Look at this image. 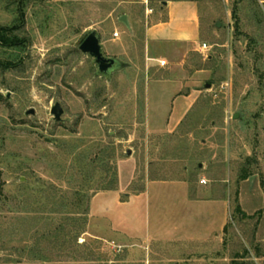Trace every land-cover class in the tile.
<instances>
[{"label": "rangeland", "instance_id": "rangeland-1", "mask_svg": "<svg viewBox=\"0 0 264 264\" xmlns=\"http://www.w3.org/2000/svg\"><path fill=\"white\" fill-rule=\"evenodd\" d=\"M192 1L195 50L151 61L145 20L165 14L148 0L151 12L137 8L141 21L104 75L79 44L91 29L115 37L122 10L113 0H0V26L25 40L0 44V264H178L156 243L96 236L90 200L108 191L100 188L118 161L129 177L128 158L131 191L152 176L225 178L229 264H264V2ZM56 101L62 122L50 113ZM56 225L80 234L55 248L47 232Z\"/></svg>", "mask_w": 264, "mask_h": 264}, {"label": "crops", "instance_id": "crops-1", "mask_svg": "<svg viewBox=\"0 0 264 264\" xmlns=\"http://www.w3.org/2000/svg\"><path fill=\"white\" fill-rule=\"evenodd\" d=\"M67 1L39 0L42 5L59 6ZM156 1L158 13L164 12L165 17L150 16L145 20L144 40L149 58L151 61L169 59L166 54L170 53L181 60L189 50L196 49L195 44L200 40L198 6L192 0ZM113 2L115 9L122 10L120 17L125 15L127 23L121 22L119 17V23L114 24V28L119 29L114 31L117 32L115 37H104L97 31L101 51L107 57L124 50L122 40L131 37L134 25L141 21L137 8H143L145 4L144 0ZM147 4L145 12L148 15L147 9L153 7ZM199 48L202 51L201 45ZM155 81L154 85H159V80ZM183 97L187 99L191 95ZM179 101L181 104L187 102ZM176 108L177 105L171 118ZM178 110L174 126L183 114L181 105ZM128 159L134 165L129 177L126 179L122 175L118 161L117 189L98 192L90 200V218L95 222L97 238H103L105 234L130 241L132 245L156 243L160 248H167L168 261L178 264H229L231 258L224 250V230L229 219V192L225 191V178L205 179L206 182L201 183V179L192 177L152 176L146 177L140 188L131 191L136 162Z\"/></svg>", "mask_w": 264, "mask_h": 264}, {"label": "trees", "instance_id": "trees-1", "mask_svg": "<svg viewBox=\"0 0 264 264\" xmlns=\"http://www.w3.org/2000/svg\"><path fill=\"white\" fill-rule=\"evenodd\" d=\"M23 0H16V4L18 7L22 4ZM23 17V14L21 15ZM14 30L13 27H3L0 26V44L4 46H23L25 44L24 39H20L17 37V35H11L9 32H12ZM110 186L100 188L101 190H115L117 189L118 184V175L115 170L113 174L112 180L109 182ZM80 231L78 232L73 227H68L65 225H56L53 230L47 232V237H51L53 239V245L55 248L62 247L65 243H67L70 240H76V238L79 236ZM38 243L36 242L35 245L31 246L29 249L30 253L33 255L40 254L41 250L38 248ZM33 259H37L34 256H32ZM45 264H62L58 262L50 263L45 262Z\"/></svg>", "mask_w": 264, "mask_h": 264}, {"label": "water", "instance_id": "water-1", "mask_svg": "<svg viewBox=\"0 0 264 264\" xmlns=\"http://www.w3.org/2000/svg\"><path fill=\"white\" fill-rule=\"evenodd\" d=\"M120 21L123 23H127V19L125 15L120 17ZM79 50L91 56L93 61L97 65V71L99 74L108 75L111 70L118 66V62L112 58L105 56L101 51L100 46V35L98 34L96 29H92L88 32V34L84 37V39L79 44ZM32 110H28L26 114H32ZM52 115V119L55 122H62L64 119L62 115L64 114V108L60 104V102L56 101L50 110ZM130 154V150H127V155ZM201 165L199 164V167Z\"/></svg>", "mask_w": 264, "mask_h": 264}, {"label": "built area", "instance_id": "built-area-1", "mask_svg": "<svg viewBox=\"0 0 264 264\" xmlns=\"http://www.w3.org/2000/svg\"><path fill=\"white\" fill-rule=\"evenodd\" d=\"M144 1H145V5H146L148 3V0H144ZM147 12H151V9H147ZM113 35L114 36H117V32H114ZM201 48H202V50H204V49L207 48V45L205 43H203L201 45ZM158 64L161 65V66H163L165 64V61L164 60H158ZM200 182L201 183H205L206 180L205 179H201ZM113 246L115 247V245H113Z\"/></svg>", "mask_w": 264, "mask_h": 264}]
</instances>
